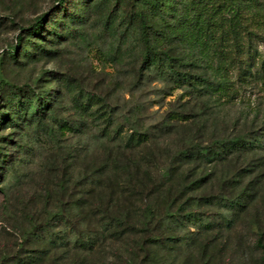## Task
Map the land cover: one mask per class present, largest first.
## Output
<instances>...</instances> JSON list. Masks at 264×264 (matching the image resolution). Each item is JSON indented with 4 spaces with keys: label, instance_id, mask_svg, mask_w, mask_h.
Here are the masks:
<instances>
[{
    "label": "trees",
    "instance_id": "trees-1",
    "mask_svg": "<svg viewBox=\"0 0 264 264\" xmlns=\"http://www.w3.org/2000/svg\"><path fill=\"white\" fill-rule=\"evenodd\" d=\"M93 14L119 37L133 33L139 72L153 73L182 96L232 102L238 93L232 78L239 88L264 90V0H54L48 12L26 26L0 17L3 28L17 32L0 51V179L14 165L13 134L2 132L62 126L57 112L67 98L77 114L102 126V137L113 133L122 143L115 153L106 148L92 158L67 195L68 179L59 180L53 208L24 215L16 250L0 256V264H41L48 257L49 264H88L90 256H104L109 245L115 257L110 264H155L159 253L168 264H212L229 245L235 250L229 263H241L233 260L237 251L230 241L237 238L236 224L247 217L259 183H244L251 171L244 160L264 153V132L204 145L189 141L156 166L135 156L147 147L148 136L133 128L128 134L113 130L100 96L71 88L59 76H45L49 72L20 85L4 77L5 66L53 56L55 45L83 35ZM171 116L162 131L195 117ZM50 198L48 192L44 203ZM254 219L250 224L259 227L254 244L264 264V230Z\"/></svg>",
    "mask_w": 264,
    "mask_h": 264
},
{
    "label": "rangeland",
    "instance_id": "rangeland-1",
    "mask_svg": "<svg viewBox=\"0 0 264 264\" xmlns=\"http://www.w3.org/2000/svg\"><path fill=\"white\" fill-rule=\"evenodd\" d=\"M53 3L54 0H0V17L5 20L11 16L16 25L26 26L37 16L48 12ZM97 18V14L90 17L83 35L55 45L53 56L21 67L5 66L2 70L4 77L20 85L31 83L42 72H49L45 76H59L66 79L71 88L100 96L110 111L113 130L119 127L123 134H128L133 128L148 136L147 147L138 149L135 156L143 158L144 163L152 159L156 166L166 163L171 153L189 141L204 145L219 138L264 132V90L254 85L239 88L232 78L238 92L232 102L206 103L182 96L181 90H172L153 73L139 72L138 45L133 33L126 39L119 37V31L115 34L109 32ZM16 33L12 28L0 25V51L13 42ZM173 52L180 54L181 49L175 47ZM173 113L195 117L187 123H173L170 132L162 131L163 124ZM57 115L63 125L53 123L50 130L30 127L22 133L20 129L2 132L13 134L9 152L14 165L0 179V256L16 250L18 233L26 224L24 215L31 212L41 214L43 208H53L52 197L59 180L68 179L67 195L72 182L92 158L101 156L106 148L115 153L118 146L122 147L113 133L109 139L102 137V126L89 123V119L77 114L68 98L60 105ZM71 125L79 132L72 131ZM244 161L251 170L245 173L244 183L256 180L259 183L247 217L236 224L238 236L231 239L230 244L235 245L237 255L233 260L238 258L239 264H261L259 250L254 244L259 227L250 222H254L256 217L260 229L264 230V153ZM156 166L151 167L153 172ZM48 192H51V198L44 203ZM111 247L109 245L104 256H90L88 264H110L115 259ZM233 252L234 248L229 245L212 264H238L236 261L229 263ZM179 254L178 260L182 255ZM58 255L55 252L53 258H58ZM157 259L155 264H168L167 257L161 253ZM48 262L49 257L41 264ZM52 263L62 262L55 260ZM174 264H180V261Z\"/></svg>",
    "mask_w": 264,
    "mask_h": 264
}]
</instances>
